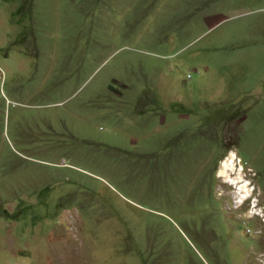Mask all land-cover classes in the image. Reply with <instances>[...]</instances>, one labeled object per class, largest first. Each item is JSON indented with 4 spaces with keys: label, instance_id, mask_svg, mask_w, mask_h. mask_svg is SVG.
Masks as SVG:
<instances>
[{
    "label": "rangeland",
    "instance_id": "obj_1",
    "mask_svg": "<svg viewBox=\"0 0 264 264\" xmlns=\"http://www.w3.org/2000/svg\"><path fill=\"white\" fill-rule=\"evenodd\" d=\"M0 264H264V0H0Z\"/></svg>",
    "mask_w": 264,
    "mask_h": 264
},
{
    "label": "bare ground",
    "instance_id": "obj_2",
    "mask_svg": "<svg viewBox=\"0 0 264 264\" xmlns=\"http://www.w3.org/2000/svg\"><path fill=\"white\" fill-rule=\"evenodd\" d=\"M236 162L237 155L234 152L230 153L221 164V167L218 171V178L221 180V182L223 181L224 183L229 184L234 188L232 197L234 199V203L239 204L241 199L249 198L248 193L251 194V192L249 189H246L248 184H242L243 180L241 172L240 169H236ZM244 194L246 195L243 196ZM254 204L255 202H253L252 206H254Z\"/></svg>",
    "mask_w": 264,
    "mask_h": 264
}]
</instances>
